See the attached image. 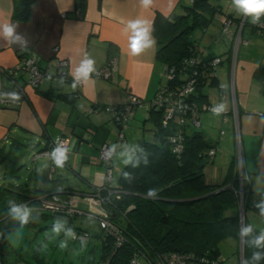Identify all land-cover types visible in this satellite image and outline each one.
Returning <instances> with one entry per match:
<instances>
[{"label":"crops","instance_id":"1","mask_svg":"<svg viewBox=\"0 0 264 264\" xmlns=\"http://www.w3.org/2000/svg\"><path fill=\"white\" fill-rule=\"evenodd\" d=\"M14 1L0 0V66H16L22 56L33 53L40 67L49 74L54 71L57 59H65L68 75L83 78L78 87L64 83L61 88H55L52 81L45 78L38 87L32 88L22 76L19 81L25 90L22 103L16 108L0 106L1 151L2 145H8L5 148L8 157L14 156L20 164L27 159L34 164L27 180L17 183L15 189L21 190L20 185L35 196L52 192L64 197L78 192L89 194L106 178L105 164L98 158V149L103 143L115 145L112 156L115 184L122 169L114 162L115 152L124 149L128 151L124 158L128 154L130 159L131 151L142 140L140 130L150 122L146 120L148 111L137 107L124 124V139L118 141V125L102 107L119 105L131 94L146 101L155 95L163 80V64L156 58L152 21L157 14L181 13L179 3H187V0H151L148 5L143 0H83L85 8L79 0H35L28 21L13 19ZM214 3L221 11L214 14L206 28L196 29L195 36L201 59L215 56L222 59L216 68L219 86L215 93L206 92L208 102H220L227 113L225 118L222 114L204 113L203 122L200 117L201 130L218 148L204 167L205 181L220 184L228 175L234 177L236 170L230 167L236 151L235 128L238 126L243 168L249 175L250 187L264 191V94L252 76L256 66L264 65V37L250 28L254 18L245 15L232 0H214ZM227 20L230 24L223 31ZM138 21L148 29V46L133 56L130 45L136 29L132 25ZM241 21H247L240 34L249 42L247 45L239 43L235 54L233 41ZM5 25L14 28L11 36L5 34ZM112 54L118 57V67L111 80L92 76L93 70L87 76L80 73L86 61H93L92 69L100 68ZM248 55L253 57L247 61L244 58ZM3 85L9 86L10 82L0 73V88ZM77 89L79 95L74 94ZM219 89L229 93L228 99L220 101ZM60 92L64 97L57 95ZM233 99L238 121L233 118ZM89 107L92 113L86 112ZM220 130L224 134L220 135ZM61 138L68 142V159L62 167L55 163V152L51 148ZM44 148L50 150V156L33 159L35 152ZM0 158H4V154L0 153ZM128 158L125 161L128 162ZM77 200L79 207L87 209L86 201ZM251 213L247 222L264 232V219Z\"/></svg>","mask_w":264,"mask_h":264},{"label":"trees","instance_id":"2","mask_svg":"<svg viewBox=\"0 0 264 264\" xmlns=\"http://www.w3.org/2000/svg\"><path fill=\"white\" fill-rule=\"evenodd\" d=\"M34 1L15 0L13 19L28 21ZM79 1L80 4H84L83 0ZM179 4L182 8L181 13L175 12L169 16L157 14L152 21V34L157 43L156 58L167 68L173 66L179 68L182 60L190 56L200 58L198 45L194 42L192 33L196 29L206 28L211 24L214 14L221 11L214 0H187V3ZM259 20L264 21V14L256 21ZM256 21L250 27L254 32ZM200 60L209 61L201 58ZM2 75L7 78L10 85H3L0 88V95L8 89L12 90L11 94L17 95L13 83H19L21 78L16 81L5 73ZM252 76L259 83L261 94H264V65L256 66ZM195 77V88L190 97L200 107L208 102L209 96L205 88L209 86L216 88L219 84L217 75L213 77L207 71L199 72ZM184 80L185 78L180 75L177 79L164 78L158 89L166 86L176 89ZM64 83L74 84L70 80ZM61 85L58 88H61ZM75 86L78 87L76 84ZM74 94L79 95L78 89ZM57 95L64 97L61 92ZM69 97H72V94ZM0 106L17 107L11 104ZM106 108L107 106L102 107L104 110ZM146 111H148L146 120L151 122L150 128L154 126L153 141H142L133 148L130 159L122 166L114 185L120 191L119 197L102 202L103 208L109 213L110 222L118 227L124 242L116 246L114 235H103L101 229L90 232L80 226H74L71 223L72 219L63 213L51 215L66 220L63 230L65 233L68 232L69 236L72 230H87L90 237H97L100 241L97 264H132L131 258L137 251L154 255L174 250L191 253L198 259L203 258V264H222L219 260L221 256L219 242L226 237L234 238L238 242L241 235L238 198L234 191L238 182L229 175L220 184L205 181L204 167L212 160L207 157V151L216 145L207 138L201 128L189 126L184 128L183 149L180 153H175L169 141V134L175 131L174 122L163 126L162 118L165 112L163 106L149 107ZM116 125L121 129L122 125ZM232 167L233 161L230 169ZM243 186L245 210L250 209L264 219V215L261 214V209L264 208V191L253 190L248 183ZM18 187L21 190H9L8 197L11 198L9 201L5 198L6 206L0 211V239L3 241L0 244V264L6 263L3 251L8 245L7 233L15 226L25 223L21 217L14 216L13 209H19L23 203L30 202L31 194L20 185ZM96 190L97 188L92 189L90 193H95ZM149 190H155L156 195L148 196ZM100 193L103 196L107 195L105 189ZM43 213L47 212H40L45 215ZM35 220V218L33 221L27 220L26 224ZM249 227L251 231L243 236V264H264V243L259 246L255 243L261 231L244 220L243 230ZM257 253L260 254L258 260L254 259Z\"/></svg>","mask_w":264,"mask_h":264},{"label":"built area","instance_id":"3","mask_svg":"<svg viewBox=\"0 0 264 264\" xmlns=\"http://www.w3.org/2000/svg\"><path fill=\"white\" fill-rule=\"evenodd\" d=\"M230 22L227 20L224 23V28L222 30H226L229 26ZM244 22L241 21L239 26L238 32L235 34L236 37L234 38V50L239 47V43L243 45L248 44V40L242 38L241 29ZM256 31L255 33L259 34L260 36L264 37V21H256L255 23ZM117 59L118 57L113 55L110 56L105 66L100 68H94L92 71V76L102 79H111L113 74L117 71ZM209 61L203 62L198 57L185 58L182 60L181 65L179 68L173 67H165L163 66V77L165 79H177L178 75L185 78L183 82H181V86L176 89L171 87H160L151 98V100H144L140 99L136 95H129L125 102L120 103L117 105H108L106 108V112L111 113L112 118L114 121L122 125L121 129L118 130V141L124 139L123 127L124 124L131 118L133 111L137 107H143L145 109L149 107L156 106H163L164 108V117L162 118L163 126H167L170 124L171 121L174 122L175 131L169 134V141L171 142V147L173 152L180 153L183 149V132L182 130L186 127L191 128H198L201 126L200 117L205 112L213 113L212 109L221 105L220 102H207L202 104L198 107L197 103L191 100L190 94L194 91V84L196 81V75L199 72L207 71L211 76H216V68L220 64L221 59L218 56L212 57L208 59ZM67 66L68 62L65 59H57L54 71L52 73H48L45 69L40 67L38 57L33 53H29L24 55L20 58L18 64L13 67H1L0 66V73H5L8 77L12 78L13 80H18L25 76V82L29 84L32 88L38 87L45 78H48L52 81L55 87H59L61 83L67 81H73L74 84L80 86L82 84L83 78L76 77V78H69L67 74ZM192 67V69H190ZM192 72H189V71ZM181 71H183L181 73ZM232 83V81H231ZM13 88L17 92V95L11 94V89H8L0 96V105H15L19 106L23 98L25 97V90L23 85L20 83H13ZM232 94H233V83H232ZM220 96V101H225L229 97V93L225 94V92H220L218 94ZM233 108V118L237 121V108H235V101L233 99L232 102ZM200 109V110H199ZM90 110H93L90 107ZM227 111L221 113L223 118H225V114ZM169 122V123H168ZM235 144H236V151H235V160L234 165L235 169L238 173V181L239 185L237 189H235V193L238 197V205L240 208V213L245 207L244 205V187L243 185L245 182H248V175L244 172L243 168V156H242V147L240 144V136L235 128ZM220 135L224 134L223 130L219 131ZM67 140L64 138L59 139L58 141L54 142L51 145L53 151L56 153L57 150H63L65 152L66 159L64 164L67 162L68 159V148H67ZM99 154L98 158L101 162L105 164V174L106 178L103 184H107V186L103 187V185L98 186L95 193H89L86 195H80L81 193H70L67 196L60 195L59 193L52 192L47 194H42L40 197L36 198L37 201L33 198V203L25 202L20 206V214L18 215L14 212V216L21 217L22 215L26 214L28 211H38V212H47V213H63L69 219H74L77 215L87 216L95 219L98 223L99 229L103 231V235L109 234L114 235L115 245L118 246L124 242L123 235H120L118 232L119 229L116 225L110 222V216L108 211H106L103 206L102 202L106 200L107 202L111 201L112 197L118 198L120 195V191L112 184V168H111V160L112 156L115 151V145L110 143H103L99 147ZM50 150H46L42 152L45 156H50ZM218 148L212 147L207 151V157L212 159V157L216 154ZM38 156V153L34 154ZM34 156V158H35ZM105 189L107 192L106 196L101 195V190ZM86 198V199H85ZM77 199L87 202L88 206L87 209L79 207L77 205ZM31 201V199L29 200ZM90 233L87 230L76 231L72 230L70 232V239L72 241L78 242H86L90 238ZM3 241L0 239V244ZM3 255V254H2ZM4 256V255H3ZM132 264H142L141 259L144 260L145 264H203V258H197L191 253L188 252H180V251H171V252H162L157 254H149L144 253L142 251H137L134 257L131 258Z\"/></svg>","mask_w":264,"mask_h":264},{"label":"rangeland","instance_id":"4","mask_svg":"<svg viewBox=\"0 0 264 264\" xmlns=\"http://www.w3.org/2000/svg\"><path fill=\"white\" fill-rule=\"evenodd\" d=\"M197 31L198 30H195L192 33L195 43L197 42V38L195 36ZM233 51L235 50L233 49ZM236 51L233 53L236 54ZM252 57L253 56L248 55L247 58L244 59L248 61ZM205 91L215 93L216 88L209 86L205 88ZM86 112L92 113L90 107L86 110ZM205 114L213 115L211 112H205ZM150 123L146 122L144 129L140 130L143 136L140 143L145 140L153 141L154 136L152 129L154 126L152 125V127L149 128ZM110 136L111 138H114V135ZM7 146L8 145H2V148L4 149L2 150L3 153L1 151V154H4V158H0V211L6 206L5 198H8L6 201H9L11 198L8 197L10 194L9 190L15 189V185L27 180L25 178L29 176L32 171L31 168H33L34 165L33 162L28 159L26 162H24V164H20L17 163V158L14 156L8 157L9 152H6L5 149ZM46 150L47 149L44 148L41 152L36 153L39 154L38 156H45L42 152ZM126 153H128V151H125L124 149L115 152V157L113 159L118 167H122L125 159L128 158V154L127 158H124ZM112 164L113 162L110 164L112 168L111 174L114 178L115 172H113ZM22 175L24 179L21 177ZM113 178L112 184L115 185L113 183ZM233 178H236V181L239 184L238 173L236 171ZM32 182L33 180H29V183ZM41 195L42 194H37L36 196L30 195V202L33 203L34 200L37 201L36 198L40 197ZM77 205L79 204L77 203ZM34 210L26 212L27 220L33 221V218H35L36 220L34 222L17 225L14 229H11L7 233L6 240H8V245L3 251L6 256L5 264H97L100 254V241L97 239V237H90V242L72 241L70 239L69 233H65V230H63L64 224H66L65 219L53 216L51 213H43L45 215L40 213L37 214V211ZM251 212L252 211H250V209H246L244 211L245 221L248 220V217L250 218L252 214ZM75 217L76 219L72 220L74 225L76 224L81 227H86L90 232L99 230L98 223L95 219L87 216L81 217L80 215ZM218 249L221 255L219 260L222 262V264H240V254L238 252L239 239L237 242L236 239L231 237L223 238V240H221L218 244ZM141 262L142 264H145L143 259H141Z\"/></svg>","mask_w":264,"mask_h":264},{"label":"clouds","instance_id":"5","mask_svg":"<svg viewBox=\"0 0 264 264\" xmlns=\"http://www.w3.org/2000/svg\"><path fill=\"white\" fill-rule=\"evenodd\" d=\"M232 2L245 15L252 16L254 18L253 22L258 20L259 17L261 16V14H264V0H232ZM143 3L145 5H148V4L151 3V0H143ZM244 24H245V22H244ZM244 24H243V26H244ZM142 25H143V22H140V21H138L137 23L132 25V27L134 29H136L135 39L132 41V43L130 45L131 54L133 56L139 55L143 51V49L148 46V39H147V37H148V29L143 27ZM243 26H242V28H243ZM13 31H14V28L11 25H5L4 26V32H5L6 35L11 36L13 34ZM92 63H93V61H91V60L86 61L83 64V66L79 69L80 73L83 74L84 76H87L88 73L93 70L92 69ZM163 79H164V77H163ZM108 80H111V79H108ZM235 108H236V106H235ZM212 111H213L214 115L219 116L224 111V106L221 104V105L213 108ZM200 127H198V128H200ZM237 130H238V126H237ZM239 136H240V133H239ZM54 155H55V163L57 164V166L62 167L63 164H64V161L66 159L65 152L63 150H57ZM213 158H214V156L212 157V159ZM234 160H235V157H234ZM234 160H233V166H234V169H235ZM243 160H244V158H243ZM125 163H127V161H125ZM244 172L248 175V173L246 172L245 168H244ZM248 180H249V175H248ZM245 183L246 184L247 183L250 184V180L248 182H245ZM235 189H237V188H235ZM147 195L148 196H155L156 192H155V190H149ZM13 211L16 212L18 215L20 214V209H18V208H14ZM244 211H245V207H244V209L242 211V214H241L240 213V208H239V218H240V220H243V224H244V220H245ZM37 213H38V211H37ZM261 214L264 215V208L261 209ZM80 216H82V215H80ZM21 220L26 223L27 222V215L26 214L22 215L21 216ZM250 231H251L250 227L246 228V229H244V234H248ZM255 243H256L257 246L261 245V243H264V232H262L261 235L256 239ZM239 254H240V246H239ZM240 258H241V254H240ZM259 258H260V254L259 253L254 255V259L258 260Z\"/></svg>","mask_w":264,"mask_h":264},{"label":"water","instance_id":"6","mask_svg":"<svg viewBox=\"0 0 264 264\" xmlns=\"http://www.w3.org/2000/svg\"><path fill=\"white\" fill-rule=\"evenodd\" d=\"M0 153H1V149H0ZM243 236H244V230H243V220H241V235L239 237V246H240V254H241V258H240V264H243Z\"/></svg>","mask_w":264,"mask_h":264}]
</instances>
